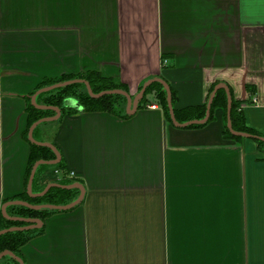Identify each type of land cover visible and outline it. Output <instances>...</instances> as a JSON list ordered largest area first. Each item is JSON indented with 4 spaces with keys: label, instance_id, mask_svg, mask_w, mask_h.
<instances>
[{
    "label": "crops",
    "instance_id": "crops-1",
    "mask_svg": "<svg viewBox=\"0 0 264 264\" xmlns=\"http://www.w3.org/2000/svg\"><path fill=\"white\" fill-rule=\"evenodd\" d=\"M261 13L264 0H0V212L25 189L26 97L44 78L96 71L131 97L161 78L179 112L225 84L264 137V23L242 22ZM78 110L36 137L84 195L46 217L23 264H264V142L224 137L221 108L176 126L154 90L128 118Z\"/></svg>",
    "mask_w": 264,
    "mask_h": 264
},
{
    "label": "trees",
    "instance_id": "trees-1",
    "mask_svg": "<svg viewBox=\"0 0 264 264\" xmlns=\"http://www.w3.org/2000/svg\"><path fill=\"white\" fill-rule=\"evenodd\" d=\"M72 79H83L89 85L94 94H98L102 91L108 90H124L127 91L125 85L122 83L114 81V79L109 77L102 76L99 72L96 71H86L81 72L75 75H64L58 78H44L40 82V84L36 87V89L32 92L34 94L40 88L51 86L53 84L62 83ZM217 83H213L210 87L209 95L212 93ZM170 88V87H169ZM141 87L139 88V90ZM155 91L158 101L162 107L164 115L168 121L170 120L168 108H167V100H166V92L162 85L158 82H154L150 84L143 96L139 99L137 107H141L144 105V100L146 94L151 91ZM172 105L174 101V93L170 89ZM231 95V92H230ZM27 98L26 104V114H27V127L24 131V139L27 141L30 147L29 157L26 167L25 173V189L16 198L15 200H22L31 205H67L74 201L79 195V189L77 188H61V187H51L45 194L37 197H30L26 192V185L28 182V178L30 175V171L34 163L38 160H52L55 158V154L53 151L47 146H41L31 143L28 140L27 134L29 127L38 119L44 117L54 116L55 112L50 109L42 110L34 107L30 101V97ZM74 100L79 106L81 111H91V112H109L115 114L117 116L128 118L131 114H128L125 110L126 98L120 94H104L100 97L94 98L90 96L87 92V89L82 83H73L68 84L62 87H58L56 89L41 93L37 95L36 102L40 105L53 106L60 110V116L70 115L78 112L79 108L70 105L68 100ZM209 99V96H208ZM208 101V100H207ZM206 105L207 102L201 106L188 107L180 112L173 108L174 115L176 121L184 123L192 120H200L205 116L206 113ZM241 101L235 100L231 95V103H230V121L231 126L234 131L248 133L251 135H257L256 132L245 126L242 109L240 108ZM216 108H221L224 112V130L223 136L231 139H239L241 137L235 136L229 132L226 126L227 122V96L224 89H218L213 97L210 107V114L208 120L204 123L190 124L187 127L189 128H198L204 126L208 121L212 119L213 111ZM180 114L182 116H180ZM45 123V122H44ZM41 123L35 127L33 131V137L37 140L36 134L39 130V127L44 124ZM39 141V140H37ZM42 141V140H41ZM261 144V141H257ZM51 166L53 169L52 174H48V171L45 170V167ZM45 170V171H44ZM57 173V174H56ZM66 167L60 159L57 164L54 165H46L41 164L37 167L33 182H32V192L39 193L41 192L47 184L56 183L59 185H71L74 183H78V179H74L66 176ZM36 190V191H35ZM5 200L4 202H6ZM60 210L57 209H49V208H30L21 205H9L6 208V212L9 216L12 217H20L26 219H40L42 224L47 216L52 213L58 212ZM27 223L22 221H13L5 218V216L0 212V230L14 227V226H25ZM43 226L37 229H29V230H17V231H9L2 235H0V254L3 251H11L14 255L21 257V247L28 242L32 236L36 233L41 232ZM4 261L8 264H19L15 259L10 256H3L0 259V263Z\"/></svg>",
    "mask_w": 264,
    "mask_h": 264
},
{
    "label": "water",
    "instance_id": "water-1",
    "mask_svg": "<svg viewBox=\"0 0 264 264\" xmlns=\"http://www.w3.org/2000/svg\"><path fill=\"white\" fill-rule=\"evenodd\" d=\"M154 82H158L162 85V87L164 88L165 92H166V100H167V108H168V112H169V116H170V120L171 122L176 125V126H188L190 124H197V123H204L208 120V117H209V114H210V107H211V102L213 100V97L216 93V91L218 89H224L225 92H226V96H227V122H226V126H227V129L229 130V132L235 136H240V137H247V138H254V139H257L259 141H262L264 142V137H261V136H257V135H251V134H248V133H243V132H237V131H234L232 126H231V121H230V103H231V95H230V92L228 90V87L225 85V84H219L217 85L214 90L212 91V93L210 94V97L207 101V105H206V113H205V116L200 119V120H192V121H189V122H185V123H178L176 121V118H175V115H174V111H173V106H172V98H171V92H170V88L169 86L166 84V82L164 80H162L161 78H154V79H150L148 80L147 82H145L141 89L139 90V92L134 96V97H131L130 94L124 90H108V91H102L98 94H94L90 88V85L83 79H73V80H68V81H65V82H62V83H57V84H53L51 86H47V87H43V88H40L38 89L37 91L34 92V94L31 95V103L34 107L38 108V109H42V110H46V109H50V110H53L55 112V115L54 116H50V117H44V118H41V119H38L37 121H35L30 127H29V130H28V134H27V137H28V140L33 143V144H36V145H41V146H47L48 148H50L53 153L55 154V158L52 159V160H38L34 163V165L32 166L31 168V171H30V175H29V178H28V182H27V193L30 197H37V196H41L43 194H45L51 187H61V188H77L79 189V195L78 197L72 201L71 203L67 204V205H49V204H46V205H31L25 201H22V200H12V201H8L6 203H4L1 207V212L2 214L5 216V218L9 219V220H13V221H22V222H25L27 223L28 225H25V226H14V227H10V228H6V229H2L0 230V235L6 233V232H9V231H17V230H29V229H37V228H40L41 225H42V222L40 219H36V218H32V219H26V218H20V217H12V216H9L6 212V208L9 206V205H21V206H25V207H30V208H49V209H57V210H66V209H70L72 207H74L76 204H78L81 200V198L83 197L84 195V188L82 185L78 184V183H74V184H71V185H59V184H56V183H50V184H47L45 186V188L39 192V193H33L32 192V182H33V178H34V174H35V171L37 169V167L41 164H46V165H54V164H57L61 157H60V153L58 152V150L56 149L55 146H53L52 144L48 143V142H42V141H37L34 137H33V131L35 129L36 126H38L39 124L41 123H44V122H48V121H54L56 120L57 118H59L60 116V110L56 107H53V106H46V105H40L36 102V97L37 95L41 94V93H44V92H47V91H50V90H53V89H56L58 87H62V86H65V85H68V84H73V83H82L85 85L86 89H87V92L90 96L94 97V98H97V97H100L104 94H120V95H123L125 96L126 100H127V103H126V112L128 114H132L134 113V111L136 110L137 108V103L139 101V99L143 96L146 88L154 83ZM71 101V102H69ZM72 102H75L74 100H68V103L70 105H73ZM76 103V102H75ZM79 109H80V106L76 103V105ZM10 256L11 258L15 259L17 262H19V264H23L22 262V259L16 255H14L11 251H3L1 254H0V259L3 257V256Z\"/></svg>",
    "mask_w": 264,
    "mask_h": 264
},
{
    "label": "clouds",
    "instance_id": "clouds-1",
    "mask_svg": "<svg viewBox=\"0 0 264 264\" xmlns=\"http://www.w3.org/2000/svg\"><path fill=\"white\" fill-rule=\"evenodd\" d=\"M242 22L245 23L246 25H255L258 22L264 23V13H261L260 15L251 14L248 17L243 18Z\"/></svg>",
    "mask_w": 264,
    "mask_h": 264
},
{
    "label": "rangeland",
    "instance_id": "rangeland-1",
    "mask_svg": "<svg viewBox=\"0 0 264 264\" xmlns=\"http://www.w3.org/2000/svg\"><path fill=\"white\" fill-rule=\"evenodd\" d=\"M45 170L48 171V174H49V175L53 173V169H52L51 166H47V167H45Z\"/></svg>",
    "mask_w": 264,
    "mask_h": 264
},
{
    "label": "built area",
    "instance_id": "built-area-1",
    "mask_svg": "<svg viewBox=\"0 0 264 264\" xmlns=\"http://www.w3.org/2000/svg\"><path fill=\"white\" fill-rule=\"evenodd\" d=\"M244 105H241L240 108H242ZM149 108L151 109H156L157 108V105L156 104H150L149 105Z\"/></svg>",
    "mask_w": 264,
    "mask_h": 264
}]
</instances>
